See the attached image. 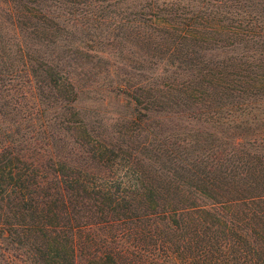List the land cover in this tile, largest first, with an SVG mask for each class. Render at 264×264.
Returning a JSON list of instances; mask_svg holds the SVG:
<instances>
[{
	"label": "trees",
	"instance_id": "16d2710c",
	"mask_svg": "<svg viewBox=\"0 0 264 264\" xmlns=\"http://www.w3.org/2000/svg\"><path fill=\"white\" fill-rule=\"evenodd\" d=\"M77 1L81 2L78 8L69 11L71 33L80 30L88 35L84 41L78 39L76 48H66L69 55L55 51L48 62L31 55L25 58L22 48L18 49L35 87L26 91L19 83L10 84L12 71L0 68V113L10 107L5 112L8 126L0 133V264H264V195L247 193L251 185L240 188L237 197L231 193L237 183L232 171L236 159L209 161L208 174L200 168L207 165L203 159L195 160L199 172L193 176L171 174L169 169L175 174L179 168L178 159L166 154L181 145L165 144L173 139L168 129L162 131L164 121L160 120L172 122L170 118L183 113L195 123L221 124L210 94L199 88L204 81L261 100L256 91L264 89V0ZM30 2L0 0V11L18 28L16 22L22 24L38 14ZM251 3L258 11L247 10ZM221 13L233 15L235 25L228 32L243 41L232 59L235 65L251 68L257 62L251 80L245 75L246 81L232 79L230 85L220 66L202 61L196 51L202 50L200 43L209 31L220 35L226 29L217 23ZM56 27L41 34L54 42V33H68L64 20ZM30 28L34 34L40 33L37 23ZM104 31L112 37L108 45L113 50L128 52L118 57L122 71L115 86L118 95L130 98L136 107L135 115L124 117L125 126L121 121L124 129L116 131L123 138L119 141L85 127L73 106L77 79H86L90 69L100 68L104 52L92 53L96 58L93 68L87 65L89 61L82 62L81 68H88L83 73L76 71L80 65L74 58L79 59L86 46L93 47L85 42L95 43L96 39L102 43ZM185 45L190 46V53L183 51ZM146 54L154 57L150 59L151 78L135 73L125 63L145 61ZM165 57L167 68L153 69ZM111 66L103 71L116 73L111 69L115 65ZM237 84L241 91L235 88ZM247 86L255 90L252 95L243 91ZM175 93L183 94L191 107L182 105L184 110L176 112L167 106ZM242 105L254 109L256 114L250 119L262 118L260 101L256 106ZM245 107L240 109L243 115L248 114ZM228 127L235 132L244 129L235 121ZM63 129L77 134L68 159L48 143L55 138L52 130ZM132 133L142 134L136 145ZM41 135L46 140L42 143ZM229 137L240 142L238 137ZM157 157H166L168 164ZM151 159L169 165V173L158 176L149 168ZM187 178L195 181L191 186L197 195L177 181L188 186L191 181H185ZM198 197L208 198L209 203Z\"/></svg>",
	"mask_w": 264,
	"mask_h": 264
},
{
	"label": "rangeland",
	"instance_id": "374dc122",
	"mask_svg": "<svg viewBox=\"0 0 264 264\" xmlns=\"http://www.w3.org/2000/svg\"><path fill=\"white\" fill-rule=\"evenodd\" d=\"M26 1H31L30 5L37 7L36 9L39 11H37L38 14L35 15L34 18H28L23 21L22 24H18L16 22L18 28H14L10 24L9 16L6 15L5 12L0 11V57L2 56V59L0 58V68L4 67L9 69V71H12L9 77H13L14 80H11L10 84L19 83L21 84L20 87L23 86L22 88L28 91L30 86L35 87L36 85L35 80L30 77V70L25 61L26 56L31 55L38 60H45L49 62L51 58L55 57L54 53L57 51L59 55H63L65 57L69 55V53L66 52V48H76L78 39L84 41L88 34L80 30H78V32L74 35L71 33L72 30L70 23L73 17L70 15L69 11L78 8L77 5L81 3L80 1ZM248 5L255 8L256 4L251 3ZM252 7L248 9L246 7L245 8L248 11H251V13L258 11V8L253 10ZM222 9L223 8H221V10ZM225 9L228 8L226 7ZM61 13L63 15H61ZM232 17L233 15L228 13L224 15L221 13L218 15L217 19L219 22L217 23L223 24L226 29L223 30L220 35H214L209 31L208 38L203 37L204 41L200 43L202 50L199 51L198 48L196 49L197 53L200 54L199 56H202V61L208 62L209 65L215 63L216 67L220 66L219 70L225 74L226 81L230 85H233L234 83L232 82V79L246 81L244 80L245 75L248 76V80L253 79L257 64V62H254L253 67L251 68L248 66H236V61L232 60L236 51H238L239 47L243 44V41L237 34L228 32V30L232 29L235 25V23L231 21L233 20ZM62 20H64L67 25L68 29H64V31H68L67 34H59L58 32L54 33V42L51 41V39H47L43 33L41 34V32L47 31L49 28L56 29V24L61 23ZM221 20L222 22H220ZM36 23L38 31L40 32L39 34H34L33 29L31 30L30 28ZM102 30L105 29L102 28ZM105 33L107 32L104 31L102 33V35H105L103 36L105 38L104 40L101 38L102 43L98 42L96 39L95 43L85 42V45L93 46L90 50L87 46L84 49V53H86L90 59L84 53L79 54V59L74 58V63L80 65V68H77L76 71L83 73L86 69H88L87 65L90 68L95 67L93 63L96 58L92 53L96 52L99 54L104 52V56L102 57L104 61H100V68L96 67L94 69H90L89 74L86 75V79L85 77L82 79L81 76L77 79V99L73 103V106L79 115L77 118L85 124V127L93 129L96 132H106V135H108L109 138H117L119 141L120 139H123L118 133H116L118 130L121 131L120 129L122 127L120 126V123L121 121L124 122V117L127 118L131 117V115H135L136 111L134 108L136 107L132 104L130 98L118 95L119 92L115 86V83L119 82L121 79L120 73L122 71V64L117 66L120 61L118 57L128 55V52L124 49L121 54L118 53V51L113 50L111 46L108 45V41L110 42L112 37H109ZM20 48H22V54H25V58H22V55L18 52V49ZM191 48L195 50L194 47ZM186 50L190 53L191 49L189 45H185L183 51ZM2 51H5L4 55H2ZM136 51L137 50L134 48L133 52ZM155 54L159 55L157 52ZM143 57H145V61H140L139 63L127 61L125 63H129L131 70L135 73H142L151 78L153 70L152 68L150 69L149 66L151 65L150 59H154V57H150V55L147 56V54ZM87 61L89 62L84 66L85 69L83 70L81 68V63H86ZM168 61L167 57H165L164 60H159V63L156 60L158 65H156V67H153L152 65V67L153 69L157 67L158 69H163L164 67L167 68L164 64L168 63ZM70 62H73V60ZM113 64L116 68L111 69H116V73L112 72V70H108L109 73L103 71L104 68H109ZM74 67L76 68V65H74ZM251 71H254V73H251ZM259 71L260 69L258 70V73ZM27 75L31 78L30 82H27ZM184 77L188 78L187 76ZM261 79L259 81H261ZM199 88L210 94L209 99L214 102V109L217 112L216 116L220 118L221 124L215 122L195 123V121L187 120L185 118L186 116H183V113H181L179 118L174 116L173 118H170L172 119V122H169L170 120L168 118L160 119L161 121H164L162 123V131L164 129H168L172 135L171 139H173L172 141H165V144H168V142H174L177 145H181L180 148L177 147L174 151L175 153L173 152L174 155L170 149H168L170 152L166 154V156H169L172 159H178L177 162L179 164V168H177L176 173L174 174L172 169L168 168L169 165H159L157 164L158 162H154L153 159L149 161V168L154 172L156 171L155 173L158 176L168 174L169 172H167V169H169L171 174L176 175L177 178H183L184 176H193V173L199 172V163H197L196 166L193 165L195 160H205V163L207 164L206 167L202 166L200 168L203 173L208 174L207 169L210 165L209 161L212 163L217 162L216 159L218 158L236 159L235 163H237V167L235 169L232 168V171L236 175L237 183L232 187L231 193L237 197L239 193H242L240 192V188L251 185L252 189H249L247 193L253 195H264V171H261L264 169V164H262V162L264 163V114L262 118L250 119L256 114L254 109L242 105L243 102H249L252 103V106H256L255 103L260 101L261 112H263L264 89L262 91H256L258 99L261 100H251L250 98H246L244 96V92L243 94H240V92L237 91H231L216 86H209L205 81L199 85ZM235 88L240 90L238 84ZM246 90L247 95H250L252 91H255L254 89H249L248 86L243 91L246 92ZM35 92L37 94L36 90ZM172 97L174 98L168 101L167 106H170L172 110L176 112L184 110V106L182 105H187L189 103L186 101L183 94L175 93ZM257 97L255 96V98ZM2 101L3 99H1L0 105L3 103ZM157 103L158 101L156 100L154 106ZM163 106H166V103L164 105L161 104L160 107ZM242 107L246 108V112H248L247 115H243L241 113L240 109ZM9 109L10 107L3 108L5 112L9 111ZM229 110H233V112L230 113ZM5 112L0 113V133L8 126L6 122L8 117L6 118ZM140 112L147 113L143 109H141ZM227 119L233 120L231 122ZM233 121L237 122L238 125L241 124L244 129H239L235 132L232 128H229L228 126H233ZM228 123L231 124L227 125ZM184 128H186L185 131H183ZM187 129H189V132ZM52 133L55 138L53 140H48V143L50 146L53 144L52 147L59 155L62 154L64 155V159H68L67 155L69 154L71 143L75 146L76 143L74 140L76 139L75 135L77 134L73 131H67L64 129L62 131L52 130ZM238 134H240L239 137ZM131 135L134 136V139H136V145L138 143V137L142 136V134L135 135V133H132ZM229 135L238 137L240 142L235 143V140L233 141ZM39 137L41 138L39 142L42 143L43 140L46 141L43 139V135ZM187 143H190V145ZM148 157H151V153L148 154ZM158 158L159 157H157V159ZM158 161L160 163L168 164L166 157L158 159ZM238 161L241 162L238 163ZM170 165L172 168L174 167L172 166V163H170ZM177 181L180 183L181 188L194 191V195L197 193L191 186L195 183L194 180L192 182L191 180H188V178L185 179V181H191L188 186L182 181ZM236 189L238 192H236ZM199 199L204 203H209L207 202L208 198L204 197Z\"/></svg>",
	"mask_w": 264,
	"mask_h": 264
}]
</instances>
